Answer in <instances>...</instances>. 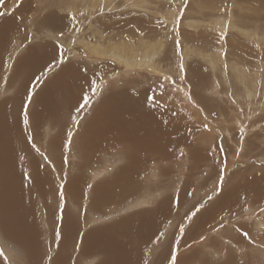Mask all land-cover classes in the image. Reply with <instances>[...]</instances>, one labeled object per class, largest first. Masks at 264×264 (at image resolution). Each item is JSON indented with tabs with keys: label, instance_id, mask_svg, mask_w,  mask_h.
I'll return each instance as SVG.
<instances>
[{
	"label": "rangeland",
	"instance_id": "rangeland-1",
	"mask_svg": "<svg viewBox=\"0 0 264 264\" xmlns=\"http://www.w3.org/2000/svg\"><path fill=\"white\" fill-rule=\"evenodd\" d=\"M93 1L96 9L85 11L81 10L85 0H3L0 4V12L4 13L0 15V24L7 17L17 20V32L10 29L2 37L7 38L9 52L0 73V102L15 97L24 80L23 74L17 76L11 71L12 56L18 58L33 48H36L34 55L40 58L50 59L54 53L57 57L59 52L65 57V63L51 72L43 69L44 84L37 85L35 93L72 61L83 63L93 76L97 73L95 82L85 92L90 105L77 112L81 98L61 124L53 127L45 124L29 129L24 123L26 97L35 78L25 87L18 108L27 142L21 154L25 156L22 158L27 162H24L27 170H32L29 167L32 161L44 167L49 176V194L46 197L37 194L34 199L33 245L27 249L0 230V257L5 264H33L25 251H40L44 256L40 264H49V257L67 251L68 264H85L87 259L81 263L79 253L91 230L113 225L147 208L158 215V218L153 215L152 220L155 218L160 224L151 231L148 241L135 244L134 251L141 252L143 264H156L162 254L163 261L159 264H170V253L177 245L181 264H264V0ZM67 4L75 12L67 9ZM49 16L58 23L50 21ZM156 41L163 44L156 59L161 73L140 66L121 72L120 64L107 56L96 60L97 56L89 55L85 45L88 42L109 48L122 44L134 53L136 49L143 52ZM45 43L52 44L55 50L42 46ZM181 63L183 69L179 67ZM112 88L138 91L145 97L146 106L155 103L168 109L169 116L165 117L169 128H166L170 130L171 123L178 125L174 136L181 144L178 147L166 144L169 156L166 161L160 160V153L146 151L138 154V162H133L127 158L129 150L121 144L108 145L91 154V159L85 157L79 135ZM146 90L149 91L145 95ZM32 103L27 105L28 112ZM142 105L144 102H136L132 108ZM69 132L73 134L71 143ZM54 137L61 141L58 149L50 142ZM128 162H133V167L120 171ZM222 172L226 177L224 191L217 196L213 189ZM95 173L100 174L98 179L94 178ZM117 173L122 174L119 179ZM123 175H127V183ZM76 176L81 177L79 189L74 187L78 192L68 186ZM107 180L112 181L109 189L115 193L124 191L123 198L101 210H89L92 190ZM226 192L230 194L223 202L227 205H220L217 200ZM257 193L260 195L255 196ZM146 196L152 201L149 205L129 209ZM209 196L213 199L209 200ZM234 196L236 200L231 199ZM229 202L230 205L233 202L232 207ZM162 204L165 212L158 214L155 211ZM200 204H203L201 211L189 221L186 213ZM61 206L63 216L68 214L76 221L79 235L58 250L63 245ZM153 221H145L147 230ZM180 227L184 228L183 233ZM161 232L164 237L158 243L156 236ZM91 261L96 264L98 259Z\"/></svg>",
	"mask_w": 264,
	"mask_h": 264
},
{
	"label": "bare ground",
	"instance_id": "bare-ground-1",
	"mask_svg": "<svg viewBox=\"0 0 264 264\" xmlns=\"http://www.w3.org/2000/svg\"><path fill=\"white\" fill-rule=\"evenodd\" d=\"M95 3L96 2L93 0H85L84 4L83 2L81 3V10L83 9L85 11L94 9ZM70 7L71 6L67 4V9H70L72 13L75 12V9ZM15 18L7 17L3 19L0 24V73L3 71L4 58L6 55L8 56L7 53L9 52L7 38L2 39V37H5V32L7 30L12 29L17 32L15 29L17 20ZM51 20L54 19L51 17L50 21ZM54 21L58 23L56 20ZM243 33L245 34V32ZM51 45L52 44L45 43L42 46L51 47ZM85 45L87 46L86 50L89 55L97 56L95 58L96 60H102L107 56L110 60L120 64L123 67H121V72L128 67L140 66L150 68L155 73H161L158 68V66H160L158 64L159 61L156 59H158L157 57L162 53L161 49L163 48V44H159L158 41H156L155 45H147L146 48L142 50L143 52L136 49L134 53L130 51L129 47L122 44L114 45L112 47L110 46L109 48H103L100 46L95 47L94 45L88 44V42H86ZM22 47L23 45L21 48ZM17 48H20V45H18ZM35 49L36 48H33L32 52L24 53L18 58L14 55L12 56V59L14 60H11L10 62H13L14 65L13 69L11 68V71L13 70L14 75L17 76L23 74L21 77L24 80L22 86H20L21 89H19V92L15 97L9 96V98L6 99L1 97L3 100L0 102V230H2L5 235L22 243L27 249L29 248L28 246H32L34 243L32 230V209L34 199L37 194L44 197L49 194V176L47 175L46 170H44V167L38 162H31L30 160L31 163H29V167L32 168L31 171L27 170V167L25 166V163L27 164V162L23 161V155L21 152L26 148L25 144L27 142H25L23 137V122L21 120L22 117L19 115L18 108H20L19 106L22 104L21 102L27 89L25 87H29V84H31L34 78L43 71L47 63L53 60L54 56L57 55L53 51L55 48H52L54 56L50 59L48 57L40 58L34 55ZM92 58L93 57L90 59L93 61ZM184 58V60H187L188 55L184 56ZM86 67L84 68V64L81 62L72 61L63 66L51 82L45 83V85L37 90L38 92L32 103V110L29 109L30 122L27 125L29 129L30 127L38 129L40 125L45 124L47 126L52 125V127L53 125L58 126L59 122L61 124L63 118L69 115L68 113L85 94L88 86L96 80L97 73H94V76L90 71L85 73L84 69H86ZM148 91L149 90H146L143 94L146 95ZM137 92L138 91L132 92L128 88L123 90H114L112 88L107 97L103 99L100 105L95 109L90 120L87 123L85 122V129L79 136L81 138V147L87 159H91L92 155L99 152L98 150L105 149L108 145L118 146V144H121L129 150V153L126 150V153H128L127 158H131V161L133 160V162H138V154L146 151L160 153V160L166 161V158L168 159L169 157L165 148L166 144L175 145L176 147L181 144V142H178V139L174 136V134H177L178 128L176 127H178V125L171 123V126L173 127L170 130L166 128L168 127L167 124L169 122L167 117H165L169 116L166 113L168 109H164L163 106L155 105V103H149L150 105L148 104V106H146L147 102L145 101V97H143L140 92ZM141 101L144 102V105L132 108L133 104L136 102L141 103ZM47 137L48 136H46V138ZM129 138L130 140H128ZM50 142L53 147L56 145V149H58V146L61 144V141L56 137L51 138ZM163 143H165V145H163ZM189 149L190 148H188V150ZM30 155H32V153ZM129 162L120 171L126 172L130 169L133 162L132 164ZM25 173H30L34 179L29 180L25 178ZM78 175L81 176L80 174ZM94 175V178L98 179L100 174L95 173ZM120 175L122 174L117 173L118 179ZM79 176L72 178L71 182L68 184L70 189L77 192L80 186L78 183L81 180V177ZM123 176L126 179L127 175ZM109 181L110 180H107L106 182L97 184L92 190L90 205L88 207L89 210H101L105 205L119 202L123 198L124 191L119 194L115 193L112 189H109L110 186H112V181ZM124 181L127 183L129 180L127 181L126 179ZM75 186L78 188L77 190L74 188ZM258 195H260V193H257L255 196ZM229 196V192H226L219 197L217 203L224 205V200ZM41 198L42 197H40V199ZM231 199L236 200L237 198L234 196ZM151 202L152 201H150L147 196L141 197L136 203L130 205L129 209L146 207ZM230 203L231 202H229L228 205L232 207L231 205L233 202L231 205ZM163 205L164 204L158 206V211L155 212L164 213ZM223 207L226 208L225 206ZM43 208L46 209L45 205H43ZM146 209L141 208V210L134 212V215L122 219L113 225L103 226L91 231L89 230L90 232L88 235V231L83 233V235L85 234V236H87L85 239V245L79 253L81 263L83 259H87V263L85 264H92L95 261L92 262L91 259L94 258L98 259L96 264H143L142 258L140 257L141 252L134 251L136 250L135 244L148 241L151 231H154L156 226L160 224L159 222L158 224L155 222V218L153 219L154 221L152 220L153 215H155L153 213L154 211ZM156 217L158 218V215ZM149 220L153 222L152 226L147 230L145 223ZM61 223H63L61 235L63 245H60L58 250H61L62 247H66L69 241H72L74 237L79 235V228L78 226L76 228V221L73 220L71 216L65 214L64 220ZM74 234L76 235L74 236ZM83 235L80 237L81 240H83ZM58 252L59 253H56V255L50 260L49 264H68L69 256L67 251ZM25 253H27V257H29L28 259H33L29 260V262L32 261L33 264H36L37 258V264H40V260L44 257L40 251H25ZM162 255H160V259L156 261V264L162 263ZM153 259L154 257H152V260ZM0 264H5L1 257Z\"/></svg>",
	"mask_w": 264,
	"mask_h": 264
},
{
	"label": "snow or ice",
	"instance_id": "snow-or-ice-1",
	"mask_svg": "<svg viewBox=\"0 0 264 264\" xmlns=\"http://www.w3.org/2000/svg\"><path fill=\"white\" fill-rule=\"evenodd\" d=\"M3 3V0H0V4ZM0 15H4L3 12H0ZM73 19H75V16L73 17ZM61 35H63V33H61ZM177 44H179V42H176ZM54 61L55 62H49L46 66H45V71L47 72H51L53 68L57 67V65H63L65 63V57H64V53L63 52H59V55L57 57H54ZM181 69L184 68L183 63L180 64L179 66ZM84 71H87V69H84ZM45 75V72L42 71L40 73V75L35 77V82L32 84V90L29 92V94L27 95L26 99H27V105H30L33 101V97L36 94L35 93V88L37 85H42L44 84V80H43V76ZM166 78H170V77H166ZM27 105L25 106L24 110H23V121L26 125L29 124V112L27 111ZM90 105V97L85 94L82 96V103L79 104V106L77 107L76 111L79 112L81 109H83L86 106ZM72 132L68 133V137H69V143H71V137H72ZM29 140L32 139L31 136L28 137ZM33 148H35V150L37 152H39V148H36L35 144L32 145ZM43 155V154H41ZM227 167V163L226 161H224V170H226ZM25 178L32 180L34 179V177H32V175L30 173H25ZM225 180L226 177L223 174V172L219 175L216 186L213 189V192L215 195H220L221 193H223L224 191V186H225ZM63 187V186H61ZM60 196L61 198H63V192H60ZM209 200L213 199V196H209L208 197ZM177 204L180 203L179 201V197H177L176 199ZM203 207V204H200L199 206L197 205H193L192 209L189 210L188 213H186V218L189 221H192L193 218H195L197 216V214L201 211V208ZM61 217L60 219L63 221L64 220V216H63V206H61ZM179 231L181 233L184 232V228L180 227ZM57 235L59 236V232L57 233ZM245 236H247L248 234L245 232L244 233ZM164 237V233L161 232L156 236V241L159 243ZM49 259L51 260L52 258L49 257ZM170 264H181L180 260H179V245H177L176 249L170 253Z\"/></svg>",
	"mask_w": 264,
	"mask_h": 264
}]
</instances>
